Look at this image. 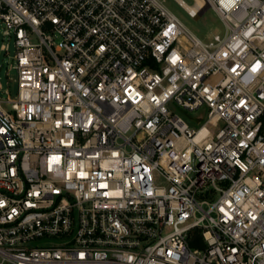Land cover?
<instances>
[{
	"label": "built area",
	"instance_id": "obj_1",
	"mask_svg": "<svg viewBox=\"0 0 264 264\" xmlns=\"http://www.w3.org/2000/svg\"><path fill=\"white\" fill-rule=\"evenodd\" d=\"M201 1L225 35L159 0H0V264H264V0Z\"/></svg>",
	"mask_w": 264,
	"mask_h": 264
},
{
	"label": "rangeland",
	"instance_id": "obj_2",
	"mask_svg": "<svg viewBox=\"0 0 264 264\" xmlns=\"http://www.w3.org/2000/svg\"><path fill=\"white\" fill-rule=\"evenodd\" d=\"M164 7L175 15L183 26L192 34L203 41L211 40L216 34L225 35L226 28L220 21L216 13L212 10H206L196 19L191 18L187 11L181 7L176 0H159ZM188 5H193L192 0H183ZM5 27L0 25V86L1 91H8L10 99H17L18 75L14 67L16 62L13 57L15 54L14 37H8L4 34ZM7 47L8 52L2 47ZM174 112L192 129L198 130L206 120V113L203 111L189 112L178 108ZM202 119H201V118ZM215 133L213 128H209ZM156 181H159L156 179Z\"/></svg>",
	"mask_w": 264,
	"mask_h": 264
},
{
	"label": "bare ground",
	"instance_id": "obj_3",
	"mask_svg": "<svg viewBox=\"0 0 264 264\" xmlns=\"http://www.w3.org/2000/svg\"><path fill=\"white\" fill-rule=\"evenodd\" d=\"M180 2H182L181 0H179ZM203 2L201 0H197V5L193 6V5H188V4H183L185 10L193 15L197 14V12L199 11V9L203 6Z\"/></svg>",
	"mask_w": 264,
	"mask_h": 264
},
{
	"label": "trees",
	"instance_id": "obj_4",
	"mask_svg": "<svg viewBox=\"0 0 264 264\" xmlns=\"http://www.w3.org/2000/svg\"><path fill=\"white\" fill-rule=\"evenodd\" d=\"M192 245V247H196V245L195 244H191Z\"/></svg>",
	"mask_w": 264,
	"mask_h": 264
}]
</instances>
